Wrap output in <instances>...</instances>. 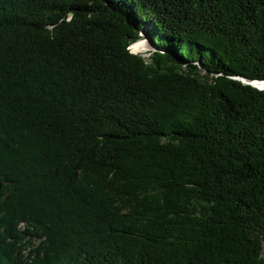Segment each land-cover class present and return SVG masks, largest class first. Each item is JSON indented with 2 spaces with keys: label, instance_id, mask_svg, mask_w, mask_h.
Returning a JSON list of instances; mask_svg holds the SVG:
<instances>
[{
  "label": "trees",
  "instance_id": "trees-1",
  "mask_svg": "<svg viewBox=\"0 0 264 264\" xmlns=\"http://www.w3.org/2000/svg\"><path fill=\"white\" fill-rule=\"evenodd\" d=\"M242 80L264 0H0V264H264Z\"/></svg>",
  "mask_w": 264,
  "mask_h": 264
},
{
  "label": "rangeland",
  "instance_id": "rangeland-1",
  "mask_svg": "<svg viewBox=\"0 0 264 264\" xmlns=\"http://www.w3.org/2000/svg\"><path fill=\"white\" fill-rule=\"evenodd\" d=\"M141 36V40H144L146 41V43L148 44V50H145V51H141L139 53H135L133 51V49H131L130 47V51L133 53V54H138V55H143L144 57H148V55L151 53V52H154V51H157L158 49L156 47H154V45L152 44V41L147 37L146 33H145V30L140 34Z\"/></svg>",
  "mask_w": 264,
  "mask_h": 264
},
{
  "label": "bare ground",
  "instance_id": "bare-ground-1",
  "mask_svg": "<svg viewBox=\"0 0 264 264\" xmlns=\"http://www.w3.org/2000/svg\"><path fill=\"white\" fill-rule=\"evenodd\" d=\"M131 49H133V51L135 53H139L141 51L148 50V44L146 43V41L140 40L137 43L133 44L132 47H131ZM255 84L258 87H262L263 86V84H260V83H257V82H255Z\"/></svg>",
  "mask_w": 264,
  "mask_h": 264
},
{
  "label": "water",
  "instance_id": "water-1",
  "mask_svg": "<svg viewBox=\"0 0 264 264\" xmlns=\"http://www.w3.org/2000/svg\"><path fill=\"white\" fill-rule=\"evenodd\" d=\"M155 47V46H154ZM244 84H249V85H252L253 87L259 89V90H264V81L260 82V81H254V82H248L246 80H242ZM255 82L257 83H260V84H263L262 87H258ZM1 188H2V184L0 183V191H1Z\"/></svg>",
  "mask_w": 264,
  "mask_h": 264
}]
</instances>
